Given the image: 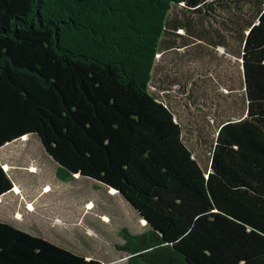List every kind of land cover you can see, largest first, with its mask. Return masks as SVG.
Masks as SVG:
<instances>
[{"label": "trees", "instance_id": "trees-1", "mask_svg": "<svg viewBox=\"0 0 264 264\" xmlns=\"http://www.w3.org/2000/svg\"><path fill=\"white\" fill-rule=\"evenodd\" d=\"M30 135L146 221L126 264H264V0H0V149ZM0 264L102 263L0 221Z\"/></svg>", "mask_w": 264, "mask_h": 264}, {"label": "rangeland", "instance_id": "rangeland-1", "mask_svg": "<svg viewBox=\"0 0 264 264\" xmlns=\"http://www.w3.org/2000/svg\"><path fill=\"white\" fill-rule=\"evenodd\" d=\"M0 163L13 185L0 198V221L102 264H126L119 231L147 226L122 196L86 177L57 179L35 135L1 148Z\"/></svg>", "mask_w": 264, "mask_h": 264}, {"label": "water", "instance_id": "water-1", "mask_svg": "<svg viewBox=\"0 0 264 264\" xmlns=\"http://www.w3.org/2000/svg\"><path fill=\"white\" fill-rule=\"evenodd\" d=\"M40 141V140H39ZM41 143V142H40ZM59 166V165H58ZM117 194H119L120 196H122V198L131 206V204L123 197V195L120 192H117L116 190H114ZM132 207V206H131ZM133 208V207H132ZM134 209V208H133ZM135 211V209H134ZM136 212V211H135ZM143 220V219H142ZM145 221V220H144ZM145 225H146V221H145Z\"/></svg>", "mask_w": 264, "mask_h": 264}, {"label": "bare ground", "instance_id": "bare-ground-1", "mask_svg": "<svg viewBox=\"0 0 264 264\" xmlns=\"http://www.w3.org/2000/svg\"><path fill=\"white\" fill-rule=\"evenodd\" d=\"M23 138H24V137H23ZM110 190L113 191V193H116L113 189H110ZM29 209H32L30 205H29ZM142 221L145 223L144 220H142Z\"/></svg>", "mask_w": 264, "mask_h": 264}]
</instances>
